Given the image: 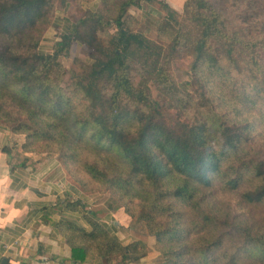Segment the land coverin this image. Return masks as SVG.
<instances>
[{
	"label": "trees",
	"instance_id": "obj_1",
	"mask_svg": "<svg viewBox=\"0 0 264 264\" xmlns=\"http://www.w3.org/2000/svg\"><path fill=\"white\" fill-rule=\"evenodd\" d=\"M74 45L87 57L66 68ZM0 126L8 154L54 155L85 194L108 193L160 264H264V0H0ZM88 222L58 225L76 261L150 252Z\"/></svg>",
	"mask_w": 264,
	"mask_h": 264
},
{
	"label": "crops",
	"instance_id": "obj_2",
	"mask_svg": "<svg viewBox=\"0 0 264 264\" xmlns=\"http://www.w3.org/2000/svg\"><path fill=\"white\" fill-rule=\"evenodd\" d=\"M13 135L0 126V264H105L94 256L82 261L59 229L72 221L90 229L89 220L105 225L123 244L141 239L150 252L138 264H160L156 237L131 229L112 213L95 215V202L69 178L54 155L34 156L5 152ZM81 200L72 211L69 202Z\"/></svg>",
	"mask_w": 264,
	"mask_h": 264
},
{
	"label": "rangeland",
	"instance_id": "obj_3",
	"mask_svg": "<svg viewBox=\"0 0 264 264\" xmlns=\"http://www.w3.org/2000/svg\"><path fill=\"white\" fill-rule=\"evenodd\" d=\"M169 3H171L175 8L182 9L184 3L186 0H166ZM143 8L140 9H135L133 10L135 14L139 15L140 17L143 15V12L145 11H151L153 17L160 18L164 15V12L160 9V6L158 4H155L153 7H150L148 5L143 4ZM59 9L57 10V17H61L59 19L65 20V18H70L71 20L77 19L80 16L79 9L74 7H71L69 10H64L62 7H58ZM59 33L60 29L57 27H51L46 33L45 36L43 37L41 41V48L45 52H52L54 50V46L56 41L59 39ZM78 56L81 58H86L87 57V51L85 48L80 47L78 45H74L71 49V55L69 56H64L62 58V62L66 68H70L71 65L73 64L74 58ZM177 75L181 80L187 79L186 75V68L185 66L181 65L178 70H176ZM16 154H20L18 149L15 151ZM92 200L95 202V210L100 211L102 215L105 213H108L106 203H107V198H108V193L104 191H99L97 193H94L91 195ZM103 210V212L101 211Z\"/></svg>",
	"mask_w": 264,
	"mask_h": 264
}]
</instances>
